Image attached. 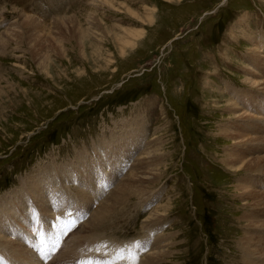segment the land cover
I'll return each instance as SVG.
<instances>
[{
    "label": "rangeland",
    "instance_id": "obj_1",
    "mask_svg": "<svg viewBox=\"0 0 264 264\" xmlns=\"http://www.w3.org/2000/svg\"><path fill=\"white\" fill-rule=\"evenodd\" d=\"M24 15L56 47L47 66L35 56ZM59 18L83 35L85 54L79 40L49 41L69 33ZM248 35L264 41V0H0V217L9 221L0 241L25 245L0 244L3 264L140 263L156 247L168 253L156 264L263 262L264 199L249 195H264V171L225 162L227 153L264 156V85L249 83L264 49L257 53ZM238 105L247 113H234ZM133 122L147 136L123 157L129 149L116 138ZM222 129L257 140L239 144ZM88 161L97 173L86 181ZM65 166L77 183L65 181ZM57 169L44 203L24 208L22 183ZM246 238L259 246L254 257L242 247Z\"/></svg>",
    "mask_w": 264,
    "mask_h": 264
},
{
    "label": "bare ground",
    "instance_id": "obj_2",
    "mask_svg": "<svg viewBox=\"0 0 264 264\" xmlns=\"http://www.w3.org/2000/svg\"><path fill=\"white\" fill-rule=\"evenodd\" d=\"M22 18H25L26 19V21H27V27L29 28V31L31 32V46L33 47V51H34V53H35V56L38 58L37 60L40 62V65L41 66H47L46 65V63L50 60V58H49V60H48V58H47V56H48V54H49V52H56L57 50L56 49H52V47H54V48H56L53 44V46L52 45H49V46H46V43H45V40L43 39L44 37H45V34H44V30H43V26L41 25V23L36 19V20H34V19H31L30 17H27V15H24ZM68 18V17H67ZM58 19V18H57ZM62 18H59V20H60V22L59 23H62L64 26H65V30H69V28L65 25V23H64V21L63 20H61ZM58 20V21H59ZM68 21V20H67ZM60 26V25H59ZM23 29V28H22ZM62 31V30H61ZM29 32V33H30ZM69 33H68V35H67V33H66V35H65V37L62 35V36H60L62 33H60V35H59V37H56L55 39H49V41H53L54 43H55V45L57 44V45H60V42H61V40L62 41H67V40H69L68 42H73V40L75 39L76 41L77 40H79V44H80V47H81V49H82V53L83 54H85V51H84V37H83V35L78 31V30H73V31H68ZM104 32V31H103ZM137 32V31H136ZM12 33V32H11ZM134 33V32H133ZM64 34V33H63ZM136 34V33H135ZM134 34V35H135ZM15 35V34H14ZM11 36V35H10ZM20 37V36H19ZM14 38V37H13ZM18 38V37H17ZM248 38H249V40L251 41V40H253L254 41V50H257V53L259 52V54H261V53H263V52H261L262 51V49H264V41H263V37H250L249 35H248ZM16 39V38H15ZM48 41V42H49ZM59 41V42H58ZM35 43V45L34 44H32V43ZM130 42V41H129ZM126 43H127V41H126ZM78 44V45H79ZM128 44V43H127ZM37 46H39V47H37ZM62 47V46H61ZM49 48V49H48ZM62 49V48H61ZM61 49H60V51H61ZM59 50V49H58ZM82 54V55H83ZM255 58V57H254ZM248 59V58H247ZM255 64L258 66L257 68V71H255L254 73H258V75L257 76H255V77H257V80H251L249 83H251V85H252V87L253 88H256V87H259V85H264V58L263 57H260V58H256V62H255ZM250 69V68H249ZM246 77H248V76H246ZM251 79V78H250ZM234 89V88H233ZM239 90V89H238ZM241 90V89H240ZM237 91V90H236ZM246 92V91H245ZM238 96L236 97V98H239L240 97V92H237L236 93ZM241 95H242V93H241ZM245 95V94H244ZM233 96H235V93H233ZM247 96H248V94H247ZM252 97V96H251ZM250 98V97H249ZM255 99V98H254ZM259 99V98H258ZM262 99V98H261ZM239 100V99H238ZM232 107V106H231ZM242 111H239V109ZM246 109V110H245ZM241 108V106H234V108H233V112L234 113H236V111H237V113L236 114H246L247 113V111H248V109L247 108ZM250 114V113H249ZM261 115H263L262 113H261ZM252 117V116H251ZM249 120H252V119H249ZM140 122V121H139ZM142 122V121H141ZM242 124V123H241ZM230 125V124H229ZM250 125H251V123H250ZM245 126V125H244ZM223 127V126H222ZM258 127V126H257ZM227 129H228V127H227ZM128 131H130L129 133H128ZM226 130H223L222 129V132H224L225 134H226V138L228 137V138H231V140H234L235 142H236V140L238 141V142H236V143H239V144H242V142H245V141H247V140H250V143H251V141H253V140H257V139H253V137H247V136H245V135H243V133L240 131V133H241V135H233V134H231V133H229V132H225ZM117 132V131H116ZM118 132H119V130H118ZM126 133H125V135L124 136H118V138H116L117 140H119V142L120 141H122V140H124V145L123 146H121V148L122 147H125L126 148V150L127 149H129L128 150V152L127 153H124L123 151H121V152H123L122 153V155H123V157H130L129 155H132V152L134 151V149H135V147H137L138 148V146H140V140L142 139V138H145L146 136H147V134L145 133L146 132V126L145 125H143V124H138L137 122H133V126L132 125H130L129 127H127V130L125 131ZM233 133V132H232ZM119 134V133H118ZM132 134H135V135H132ZM233 135V136H232ZM225 136V135H224ZM113 137V136H112ZM261 137V136H260ZM262 139V138H261ZM113 140H115V139H113ZM260 140V139H259ZM142 141V140H141ZM261 141H263L264 142V138L261 140ZM149 143V142H148ZM244 145V144H243ZM150 146V145H149ZM148 146V149H150L151 150V148ZM120 146H116V147H114L113 149H111L112 147H109V149H107L106 150V153H107V156L105 155V156H103V159H108L109 158V156L110 155H112V154H114V152H115V150L116 149H118ZM155 147V146H154ZM252 147V146H251ZM142 149V148H141ZM148 149H146L145 150V154H147L149 157L150 156H152V151L150 152V151H148ZM242 149V148H241ZM98 150V149H97ZM144 150V149H143ZM237 154H238V152H237ZM229 154V153H227L226 154V158H225V162H226V164L228 165V166H230V167H232V168H235V167H237V170H239L241 167H245V165L248 167V169H251L252 171L253 170H255V171H264V156H258V158H257V156H256V158H255V156H254V158L255 159H248V157L247 156H243V155H240V154ZM245 154V153H244ZM98 155V154H97ZM102 155V154H101ZM255 155V154H254ZM81 158H82V160H86L88 157H87V154L85 155V152L83 153V154H81ZM99 156V155H98ZM92 157H94V156H92ZM133 158V157H132ZM81 160V159H80ZM152 160V159H151ZM156 160V159H155ZM77 161V160H76ZM146 161V160H145ZM157 161V160H156ZM147 162V161H146ZM150 162V161H149ZM87 163V165L84 167V171L83 172H81V177H82V180H88V179H93L94 178V176L96 175V173H97V170L96 169H94L93 168V162L92 161H88V162H86ZM126 163V162H125ZM137 164H138V162H137ZM136 164V165H137ZM76 165H77V163H76ZM75 164H71V166H76ZM144 165V164H143ZM70 166V165H69ZM146 166V165H145ZM149 166V165H148ZM115 171H116V169L114 168V166L112 165L111 166ZM138 167V166H137ZM47 168V167H46ZM60 168H62V167H60ZM60 168H59V170H60ZM83 168V167H82ZM147 168V167H146ZM71 168H68L67 166H65V167H63L61 170H60V172H61V174L64 176V177H69L70 176V178L69 179H67V180H65L66 182H68V181H71V182H74V183H77L78 182V178H79V175L78 174H76L75 173V171H74V169L72 168V170H70ZM149 169V168H148ZM151 169V168H150ZM134 170H136V169H134ZM155 170V169H154ZM54 171V170H53ZM55 171H57V172H55V173H52L51 174V172H49L48 173V171H46V173L45 174H41V176H36V178H34L33 180H31L29 183H26V182H23L22 183V185H23V189H22V200L20 201V203H21V205L24 207V208H27L28 209V204H30L32 201H34V200H36V201H39V202H42V203H44V201H41V200H43L42 198V196H43V194H44V192H45V189H46V187L48 188V187H50V185H54V184H57L58 183V169L57 170H55ZM117 171H119V170H117ZM153 171V170H152ZM133 173V172H132ZM147 173V172H146ZM58 174V175H57ZM105 174H106V172H105ZM152 174V173H151ZM60 176V175H59ZM98 176V175H97ZM128 176V175H127ZM102 177V176H101ZM63 178V177H62ZM135 178H137V177H135ZM152 178V177H151ZM154 178H156V177H154ZM252 178V177H251ZM65 179V178H64ZM253 179V178H252ZM154 180V179H153ZM153 180H151L150 179V181H153ZM96 181V180H95ZM133 181V180H132ZM131 181V182H132ZM155 181H156V179H155ZM85 182V181H84ZM250 182H252V181H250ZM254 182V181H253ZM129 183V182H128ZM144 183V182H143ZM239 183V182H238ZM126 184V183H125ZM246 184V183H245ZM85 185V184H84ZM118 185V184H117ZM135 185V184H134ZM148 185V184H147ZM57 186H60V185H57ZM94 186V185H93ZM102 186V185H101ZM120 186V185H119ZM139 186H140V184H139ZM143 186V185H142ZM250 186V185H249ZM248 186V188H250L251 189V187H249ZM81 188H82V186H80ZM123 187V186H122ZM125 188H126V186H124ZM247 186H239L238 187V189L240 190V191H243L244 193H250V191H248L249 189L248 188H246ZM64 188H65V186H64ZM63 188V189H64ZM145 188V187H144ZM59 189V188H58ZM86 189V188H85ZM101 189V188H100ZM103 189V188H102ZM137 189V188H136ZM253 189V188H252ZM251 189V192L253 191ZM131 190V189H130ZM61 191H63L62 190V188H61ZM65 191V190H64ZM103 191V190H102ZM122 191V190H121ZM124 191H126L125 189H124ZM132 191V190H131ZM133 191H134V188H133ZM144 191V190H143ZM106 192V191H105ZM128 191H126V193H127ZM75 193V192H74ZM125 193V192H124ZM82 194V193H81ZM85 194V193H84ZM119 194V193H118ZM138 194H139V192H138ZM88 195V194H87ZM102 196V195H101ZM106 196V195H105ZM133 196V195H132ZM71 197H72V195H71ZM109 197V196H108ZM114 197V196H113ZM120 197V196H119ZM251 197V198H250ZM63 198V197H62ZM85 198H86V196H85ZM90 198V197H89ZM117 198V197H116ZM249 198L251 199V200H253V202H259L260 200H262V199H264V195H261V194H259V193H255V192H253V193H251L250 195H249ZM60 199V198H59ZM98 199V198H97ZM111 199V198H110ZM121 199V198H120ZM71 200V199H70ZM88 200V199H87ZM119 200V199H118ZM126 199H124V201H125ZM128 200V199H127ZM126 200V201H127ZM101 201V200H100ZM99 201V202H100ZM103 201V200H102ZM101 201V202H102ZM107 201V200H106ZM4 202V203H3ZM12 202V201H11ZM99 202H97V204L99 203ZM2 203H3V207H4V211H9L10 212V201L7 199H5V200H3L2 201ZM45 203H47V202H45ZM81 203V202H80ZM88 203V202H87ZM95 203H96V201H95ZM14 204V203H13ZM248 204H250V203H248ZM254 204V203H253ZM55 205V208L57 207L56 206V204H54ZM93 205H95V204H93ZM103 205V204H102ZM48 206V205H47ZM88 206V205H87ZM253 206V205H252ZM49 207V206H48ZM97 207H99V205L97 206ZM100 207H101V205H100ZM103 208V207H102ZM104 208H106V207H104ZM152 208V207H151ZM49 209V208H48ZM95 209V208H94ZM108 209H109V207H108ZM153 209V208H152ZM76 210V209H75ZM97 210V209H96ZM98 210H101V209H98ZM97 210V211H98ZM106 210V209H105ZM29 211V210H28ZM71 211V210H70ZM84 211V210H83ZM97 211H96V213H97ZM252 211H253V209H252ZM260 211V210H259ZM263 211V210H262ZM76 212V211H75ZM101 213H103L102 211H100ZM100 212L98 211V213H97V215L99 214L100 215ZM115 212H116V210H115ZM0 213H2V211L0 210ZM43 213H44V211H43ZM95 213V212H94ZM155 213V212H154ZM251 213V212H250ZM53 214V213H52ZM90 214H93V213H90ZM115 214V213H114ZM258 214V213H257ZM1 215V214H0ZM4 215L5 214H3V216H1L0 217V223L2 224V225H0V234L1 233H3L4 231H6L5 230V227H7L6 225H8L9 224V221H4V220H2V218L4 217ZM94 215V214H93ZM99 215H98V217H99ZM261 215V214H260ZM259 215V216H260ZM48 216V215H47ZM54 216V218H55V214L53 215ZM92 216V215H91ZM150 216V215H149ZM153 216V215H152ZM157 216V214L155 215V217ZM69 217H72V216H69L68 215V218ZM93 217V216H92ZM94 217H96V215L94 216ZM106 217V216H105ZM151 217V216H150ZM159 217V216H158ZM59 218H60V216H59ZM73 218V217H72ZM87 218V217H86ZM91 218V217H90ZM161 218V217H160ZM244 218V217H243ZM256 218V217H255ZM56 219H57V217H56ZM62 219V218H61ZM83 219V218H82ZM149 219H151V218H149ZM159 219V218H158ZM69 220V219H68ZM81 220V219H80ZM88 220V219H87ZM90 220V219H89ZM101 220V219H100ZM245 220H247L248 222H251V223H256V221H254V219H250V218H245ZM97 221H99V220H97ZM153 221H155V220H153ZM162 221V220H161ZM261 221H262V219H261ZM157 222H158V220H157ZM88 223V222H87ZM93 223V222H92ZM149 223V222H148ZM147 223V224H148ZM99 224V223H98ZM151 223H149V225H150ZM154 224H155V222H154ZM153 224V225H154ZM159 224V223H158ZM163 224H165V223H162V225ZM261 224V223H260ZM19 225V224H18ZM61 225V224H60ZM156 225H157V223H156ZM159 225H161V224H159ZM49 226V225H48ZM81 226V225H80ZM97 226V225H96ZM256 225H254V224H252V227H251V229H253V227H255ZM85 227V226H84ZM83 227V228H84ZM90 227V226H89ZM94 228H96V227H94ZM104 228H106V227H104ZM151 228V227H150ZM261 228V227H260ZM80 229H81V227H80ZM161 229V228H160ZM261 229H263V228H261ZM53 230V229H52ZM106 230V229H105ZM147 230V229H146ZM149 231V230H148ZM153 231V230H152ZM151 231V232H152ZM254 231V230H253ZM256 231V230H255ZM254 231V232H255ZM72 233V232H71ZM154 233V232H153ZM97 234H99V232L97 233ZM156 234V233H155ZM159 234H160V232H159ZM245 234H246V232H245ZM254 234V233H253ZM5 235V234H4ZM105 235V234H104ZM249 235V234H248ZM248 235H246V237L248 236ZM255 235V234H254ZM98 236V235H97ZM157 236V235H156ZM1 237V236H0ZM85 237H87V236H85ZM104 237H106V235L104 236ZM149 237V236H148ZM249 237V236H248ZM13 238V237H12ZM77 239H79L78 237H76ZM91 238V237H90ZM93 238V237H92ZM95 238V237H94ZM146 238V237H145ZM162 238H164V237H162ZM166 239H167V237H165ZM255 238V237H254ZM104 239H108L107 237L106 238H104ZM103 239V240H104ZM157 239V238H156ZM256 239V238H255ZM70 240V239H69ZM81 240H83V239H81ZM109 240V239H108ZM107 240V241H108ZM112 240V239H111ZM152 240L154 241V239L152 238ZM4 241L5 242H1L0 241V244L2 245V248H4L3 246L5 245L7 248H10V249H13V248H17V247H19L18 245H22V247L23 248H25V245L23 244V242H22V240H20V241H18V243L17 244H15L14 242V240L13 239H10V238H8L7 237V239H6V237L4 238ZM11 241H14V242H11ZM65 241V240H64ZM72 241L73 242H75L73 239H72ZM96 241V240H95ZM100 241H101V239H100ZM99 241V242H100ZM113 241V240H112ZM141 241V240H140ZM157 241V240H156ZM158 241H160L159 239H158ZM161 241H162V239H161ZM252 241V242H251ZM85 242H87V241H85ZM102 242H104V241H102ZM106 242V241H105ZM104 242V243H105ZM133 242V241H132ZM163 242V241H162ZM161 242V243H162ZM255 242V240H252L251 238H246V239H244L243 240V242H242V247L244 246V250L247 252V253H250V255L251 256H253V255H256L257 254V252H258V248H259V246L257 247L256 246V244L254 243ZM3 243V244H2ZM78 243V242H77ZM135 243H136V241H135ZM134 243V244H135ZM153 243V242H152ZM154 243H155V241H154ZM158 243V242H157ZM11 244V245H10ZM71 244V243H70ZM140 244V243H139ZM146 244V243H145ZM156 244V243H155ZM0 245V246H1ZM97 245H98V243H97ZM102 245V244H101ZM105 245V244H104ZM263 245V244H262ZM12 246V247H11ZM99 246V245H98ZM121 245H119V247H120ZM123 246V245H122ZM158 246V245H157ZM261 246V245H260ZM114 247V246H113ZM112 247V248H113ZM100 248V247H99ZM124 248V247H123ZM87 249V248H86ZM103 249V248H102ZM105 249V248H104ZM110 249V248H109ZM132 249V248H131ZM9 250V249H8ZM108 250V249H107ZM115 250V249H114ZM150 250V252H151V249H149ZM148 250V251H149ZM261 250V249H260ZM97 251H98V249H97ZM105 251V250H104ZM113 251V250H112ZM142 251H143V249H142ZM152 251H154V249L152 250ZM158 251V252H157ZM4 252V251H3ZM28 252V251H27ZM73 252V251H72ZM169 252V251H168ZM263 252V251H262ZM18 256L19 257H24L25 256V254H21V251L20 250H18ZM115 253V252H114ZM125 253V252H124ZM129 253H131L130 252V250H129ZM138 253V252H137ZM135 254V255H138V254ZM142 253V252H141ZM264 253V252H263ZM105 254V253H104ZM111 254V253H110ZM116 254V253H115ZM84 255V254H83ZM91 255V254H90ZM93 255V254H92ZM98 255V254H97ZM128 255V254H127ZM146 255V254H145ZM166 255H168V253L166 254V252H165V250H164V248H162V247H159V248H157L156 247V250L154 251V253L152 254V257H146L145 259H144V261L143 262H140V263H138V264H156V262L154 263V261H155V259H157L158 261H162L165 257H166ZM79 255H77V257H78ZM111 257H112V255H110ZM249 256V255H248ZM26 257V256H25ZM84 257H86V256H84ZM96 257H99V256H96ZM100 257H102V256H100ZM105 257V256H104ZM140 257V256H139ZM254 257V256H253ZM82 258V257H81ZM90 257H89V255H88V258L87 259H89ZM118 258V257H117ZM130 258H131V255H130ZM141 258H143V257H141ZM141 258H140V261H142L141 260ZM17 258H15V260H16ZM79 259H80V257H79ZM107 259V258H106ZM112 260H113V258H111ZM129 259V258H128ZM20 260V259H19ZM23 260V259H22ZM81 260V259H80ZM104 260V259H103ZM116 259L114 258V261H115ZM131 261H134V262H130V263H126V261H124L125 263H122V262H118V263H114V264H136L135 263V260H131ZM25 262V261H24ZM30 262V261H29ZM164 262V261H163ZM23 263V262H22ZM260 263V262H259ZM258 262H256L255 261V258L252 260V262H250V261H246V264H259ZM0 264H3V262H2V260L0 259ZM9 264V263H8ZM35 264V263H34ZM93 264H95L94 262H93ZM158 264V263H157ZM260 264H264V261L263 262H261Z\"/></svg>",
    "mask_w": 264,
    "mask_h": 264
},
{
    "label": "snow or ice",
    "instance_id": "obj_3",
    "mask_svg": "<svg viewBox=\"0 0 264 264\" xmlns=\"http://www.w3.org/2000/svg\"><path fill=\"white\" fill-rule=\"evenodd\" d=\"M136 246L139 247V244H137ZM121 259H123V257H121ZM133 260H136L138 264V260L136 257H133ZM80 264H93V262L92 261H81ZM108 264H110V262H108Z\"/></svg>",
    "mask_w": 264,
    "mask_h": 264
}]
</instances>
